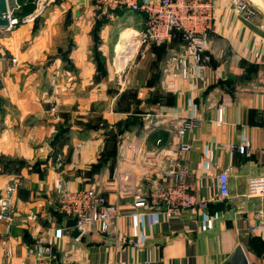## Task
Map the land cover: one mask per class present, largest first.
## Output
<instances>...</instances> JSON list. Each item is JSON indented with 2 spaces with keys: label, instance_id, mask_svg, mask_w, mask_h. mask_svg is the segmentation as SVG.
Wrapping results in <instances>:
<instances>
[{
  "label": "crops",
  "instance_id": "obj_1",
  "mask_svg": "<svg viewBox=\"0 0 264 264\" xmlns=\"http://www.w3.org/2000/svg\"><path fill=\"white\" fill-rule=\"evenodd\" d=\"M98 1L36 3L32 19L0 28V198L14 186L15 217L10 229L0 221V264L41 257L42 238L60 264H225L239 245L249 264H264V229L253 230L264 196L248 194L249 179L264 176V10L248 22L230 0H213L208 66L185 79L171 60L185 51L179 34L121 65L123 38L146 15L104 14ZM244 140L248 154L224 146ZM180 168L196 203L173 211L156 194ZM57 182L102 193L116 208L108 229L93 223L73 237Z\"/></svg>",
  "mask_w": 264,
  "mask_h": 264
},
{
  "label": "built area",
  "instance_id": "obj_2",
  "mask_svg": "<svg viewBox=\"0 0 264 264\" xmlns=\"http://www.w3.org/2000/svg\"><path fill=\"white\" fill-rule=\"evenodd\" d=\"M235 9L238 10L248 22H253L259 15L258 9L250 0H230ZM21 4L15 0L14 5L9 4L8 12L4 17L9 21L8 27L3 29L11 31L16 28V11L20 10ZM125 8L132 12H141L146 15L145 27L137 32L134 37L126 42L124 52L129 60L141 48L153 42L161 43L170 39L173 31L182 32L184 53L172 55L171 60L177 63L181 69L183 77L189 78L191 75L203 74L206 70L210 55L207 54L206 35L213 28L214 13L213 0H99L96 9L106 14L111 10ZM123 48V49H124ZM129 51V53H128ZM144 52V48H143ZM13 65L20 62L17 56L10 59ZM223 121V108H220L219 123ZM195 125L194 120H184L181 126L177 127L179 135H185ZM226 148L239 149L242 153L250 152L251 143L244 140L241 145H224ZM190 146L182 145V150L189 149ZM155 160V157H150ZM230 168L223 169L219 176L220 198L224 200L230 196ZM170 173V172H167ZM186 168H180L175 172V184L165 189H161L156 194V200L165 202L168 207L175 211L186 209L196 203V197L192 195L184 185ZM57 187L60 191L59 210L66 217H77L78 226L83 233L88 225L100 223L102 229H108L109 220L114 217L116 208L107 202V198L95 188H82L77 190L63 189L59 182ZM7 195L0 198V221L7 223L10 229L15 220L11 208V195L14 186L9 185ZM248 194L253 197L264 196V176L252 177L249 179ZM146 204L145 198L138 195L136 205ZM258 217L264 218V211H260ZM264 225L254 227L253 230H263ZM45 243L43 255L32 258L28 264H60L53 255V248L46 244L45 238L41 239Z\"/></svg>",
  "mask_w": 264,
  "mask_h": 264
},
{
  "label": "water",
  "instance_id": "obj_3",
  "mask_svg": "<svg viewBox=\"0 0 264 264\" xmlns=\"http://www.w3.org/2000/svg\"><path fill=\"white\" fill-rule=\"evenodd\" d=\"M51 0H44L42 3V9L45 8ZM9 8V0H0V28H5L8 27L9 21L4 17V15L7 14ZM41 8V7H39ZM32 18L28 17H17L16 20V25L25 23L29 21ZM131 42L127 43V46L130 45ZM67 226L69 228H72V236L75 238H79L82 234L83 231L82 229L78 226V219L77 217L69 218L67 220ZM225 264H249V260L247 258L245 249L243 248L242 245H239L233 255L230 257V259L225 263Z\"/></svg>",
  "mask_w": 264,
  "mask_h": 264
},
{
  "label": "trees",
  "instance_id": "obj_4",
  "mask_svg": "<svg viewBox=\"0 0 264 264\" xmlns=\"http://www.w3.org/2000/svg\"><path fill=\"white\" fill-rule=\"evenodd\" d=\"M19 2L21 4V8L15 13L17 17H27L28 14H31V12L35 10L36 0H21ZM173 34H179L181 37L182 43H184L181 31H178V30L173 31L171 34V37L173 36ZM164 42H161V43L163 44ZM156 44H157L156 42H153L151 43V46L156 45Z\"/></svg>",
  "mask_w": 264,
  "mask_h": 264
},
{
  "label": "rangeland",
  "instance_id": "obj_5",
  "mask_svg": "<svg viewBox=\"0 0 264 264\" xmlns=\"http://www.w3.org/2000/svg\"><path fill=\"white\" fill-rule=\"evenodd\" d=\"M14 1L15 0H9V4L11 6H13L14 5ZM250 1L253 3V5H255V7L258 9V11H261V10L263 11L264 10V4L263 3H261V2H259L257 0H250ZM43 2H44V0H36V3H38V6L41 7V8H38V9H42V3ZM129 33L131 34V37H134V35H135L136 32L135 31L134 32L133 31H129L126 34V37L128 36ZM132 40H134V39H132ZM132 40H130V41H132ZM206 44H207V40H206ZM140 57H143V48H141L140 51L137 54H135V56H134V58H140ZM53 110H55V107L53 108Z\"/></svg>",
  "mask_w": 264,
  "mask_h": 264
},
{
  "label": "bare ground",
  "instance_id": "obj_6",
  "mask_svg": "<svg viewBox=\"0 0 264 264\" xmlns=\"http://www.w3.org/2000/svg\"><path fill=\"white\" fill-rule=\"evenodd\" d=\"M129 38H131V34H129L126 38L125 37L123 38L124 41L122 42L121 47H119V49L117 51V60H118V62H120V64L124 63L128 59L127 55L122 51L127 50V48L126 49L124 48L126 43H127L125 39L130 40ZM128 53H129V51H128Z\"/></svg>",
  "mask_w": 264,
  "mask_h": 264
}]
</instances>
